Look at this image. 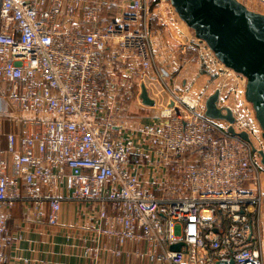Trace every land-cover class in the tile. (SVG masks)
Here are the masks:
<instances>
[{
  "label": "built area",
  "instance_id": "built-area-1",
  "mask_svg": "<svg viewBox=\"0 0 264 264\" xmlns=\"http://www.w3.org/2000/svg\"><path fill=\"white\" fill-rule=\"evenodd\" d=\"M148 11L149 0H0V135L4 120L20 130L0 147V264L21 238L2 209L27 201L35 218L57 225V187L97 202L96 228L82 243L87 257L144 242L127 255L152 264H264V164L251 130L235 119L245 140L206 116L201 97L175 92L160 119L135 131L139 144L102 108L120 61L160 74ZM148 168L157 178L150 187L141 181ZM176 241L184 245L169 249Z\"/></svg>",
  "mask_w": 264,
  "mask_h": 264
},
{
  "label": "crops",
  "instance_id": "crops-1",
  "mask_svg": "<svg viewBox=\"0 0 264 264\" xmlns=\"http://www.w3.org/2000/svg\"><path fill=\"white\" fill-rule=\"evenodd\" d=\"M239 1L264 14V0ZM147 16L152 25H148L149 38L159 76L138 68L132 69L128 61H120L115 66V75L107 80V89L101 98L102 108L113 113L119 106L120 109L124 108L130 96V111L148 108L151 113L143 125L160 119V111L169 105L171 93L179 92L192 98L199 96L209 78L201 60L202 43L179 18L173 6L158 2L154 9L148 11ZM123 80H128V87L121 85ZM141 84H145L149 96L154 99L152 105L141 102ZM230 108L235 115L234 109ZM235 119L238 118L235 116ZM9 131L20 130L18 126L4 120L0 135L1 148L6 146L5 136ZM153 175L150 168L142 170V183L150 187L152 180H157ZM53 192L61 197L57 225H48L46 219L35 218L27 201L19 200L12 208L2 209L7 214L10 232L21 236L5 247L9 264H149L145 258L139 260L132 254L127 255L135 247L145 249L144 242L137 245L127 242L120 255L104 251L98 259L85 256L81 250L82 243L85 237L91 239L96 228L97 202L71 197L64 187H57Z\"/></svg>",
  "mask_w": 264,
  "mask_h": 264
},
{
  "label": "water",
  "instance_id": "water-1",
  "mask_svg": "<svg viewBox=\"0 0 264 264\" xmlns=\"http://www.w3.org/2000/svg\"><path fill=\"white\" fill-rule=\"evenodd\" d=\"M175 12L204 41L215 57L226 67L245 77L244 97L251 103L264 138V14L248 8L239 0H168ZM141 102L152 105L145 84L139 93ZM219 89L204 100V113L229 123L228 131L250 141L245 130L236 132L235 117L228 106L218 104ZM255 149V148H254ZM264 164V151L257 150ZM183 241L169 245L179 250ZM215 264H226L216 261ZM231 264V263H229Z\"/></svg>",
  "mask_w": 264,
  "mask_h": 264
},
{
  "label": "rangeland",
  "instance_id": "rangeland-1",
  "mask_svg": "<svg viewBox=\"0 0 264 264\" xmlns=\"http://www.w3.org/2000/svg\"><path fill=\"white\" fill-rule=\"evenodd\" d=\"M158 2L166 3L171 5L168 0H149V12L151 9H154ZM153 19V18H152ZM151 20V19H150ZM148 25H151L149 19H147ZM152 26V25H151ZM155 26V25H154ZM159 28V24H157ZM202 47L204 48L201 53V60L203 61V67L206 70L208 77L205 85L202 89V92L199 96L201 97V101L205 100L206 96L212 93L215 89H219V97L218 102L222 106L232 107L235 111V115L238 119H236L237 125L241 128H246L251 130V140L253 144L258 149H262L264 151V138L261 136V130L258 125V122L254 115V110L251 106V103L248 102L244 97V89H245V77L240 73L233 71L232 69L226 67L222 64L213 54V52L208 49L206 44L202 41ZM204 43V44H203ZM177 94H180L177 92ZM195 98V97H194ZM134 99V98H133ZM132 100L130 96L127 97V100L124 103V108L120 109V106L117 108L118 112H114V121L124 124L126 129H124V134L134 141L135 143L144 144L145 141L143 138L135 134V131H138L142 125L145 123V118H148L151 113L148 108L140 109V110H132L130 111V107H128L129 101ZM135 102V99H134ZM134 115V116H133ZM239 123V124H238ZM260 159V155H259ZM261 183L264 189V167L263 172L261 173ZM262 229L264 235V197H263V205H262ZM262 256L264 260V238H263V247H262ZM137 259H149L147 257H137ZM149 264H152L149 261Z\"/></svg>",
  "mask_w": 264,
  "mask_h": 264
}]
</instances>
